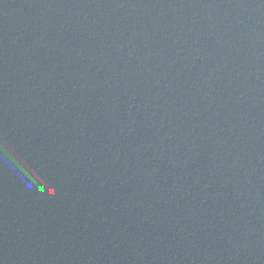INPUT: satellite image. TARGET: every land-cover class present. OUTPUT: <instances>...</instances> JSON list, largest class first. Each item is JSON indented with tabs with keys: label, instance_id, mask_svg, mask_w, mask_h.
<instances>
[{
	"label": "water",
	"instance_id": "95a60500",
	"mask_svg": "<svg viewBox=\"0 0 264 264\" xmlns=\"http://www.w3.org/2000/svg\"><path fill=\"white\" fill-rule=\"evenodd\" d=\"M0 264H264V0H0Z\"/></svg>",
	"mask_w": 264,
	"mask_h": 264
}]
</instances>
